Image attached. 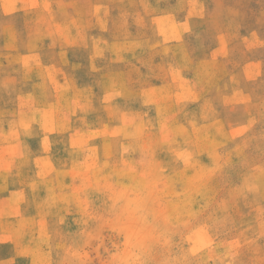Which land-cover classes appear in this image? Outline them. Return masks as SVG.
Masks as SVG:
<instances>
[{
  "label": "rangeland",
  "instance_id": "obj_1",
  "mask_svg": "<svg viewBox=\"0 0 264 264\" xmlns=\"http://www.w3.org/2000/svg\"><path fill=\"white\" fill-rule=\"evenodd\" d=\"M0 264H264V0H0Z\"/></svg>",
  "mask_w": 264,
  "mask_h": 264
}]
</instances>
